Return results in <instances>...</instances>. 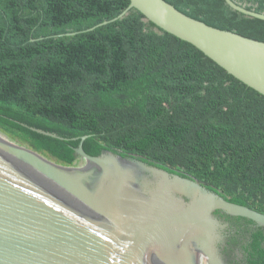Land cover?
I'll list each match as a JSON object with an SVG mask.
<instances>
[{
	"label": "trees",
	"instance_id": "obj_1",
	"mask_svg": "<svg viewBox=\"0 0 264 264\" xmlns=\"http://www.w3.org/2000/svg\"><path fill=\"white\" fill-rule=\"evenodd\" d=\"M166 1L264 41V20L225 0ZM233 1L264 12V0ZM129 3L0 0V130L65 165L88 135L90 155H134L264 213V95L135 8L110 21ZM214 214L228 223L227 264H264V226Z\"/></svg>",
	"mask_w": 264,
	"mask_h": 264
},
{
	"label": "water",
	"instance_id": "obj_2",
	"mask_svg": "<svg viewBox=\"0 0 264 264\" xmlns=\"http://www.w3.org/2000/svg\"><path fill=\"white\" fill-rule=\"evenodd\" d=\"M225 3L264 20V12ZM131 8L264 95V41L208 25L166 0H130L110 21ZM87 136L75 148L78 159L65 165L0 130V264H227L220 245L228 223L215 210L264 226V213L193 176L134 155L88 154Z\"/></svg>",
	"mask_w": 264,
	"mask_h": 264
},
{
	"label": "flooded vegetation",
	"instance_id": "obj_3",
	"mask_svg": "<svg viewBox=\"0 0 264 264\" xmlns=\"http://www.w3.org/2000/svg\"><path fill=\"white\" fill-rule=\"evenodd\" d=\"M229 230L227 229L226 230V233L228 232ZM220 247L223 249V247H225V242H223L221 245H220Z\"/></svg>",
	"mask_w": 264,
	"mask_h": 264
}]
</instances>
